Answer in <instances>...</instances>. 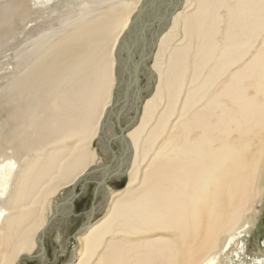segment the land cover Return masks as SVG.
I'll return each mask as SVG.
<instances>
[{"label": "bare ground", "instance_id": "bare-ground-1", "mask_svg": "<svg viewBox=\"0 0 264 264\" xmlns=\"http://www.w3.org/2000/svg\"><path fill=\"white\" fill-rule=\"evenodd\" d=\"M142 1L0 0V56L13 43L16 61L0 75V264H45L57 208L74 207L68 197L94 165L115 172L108 181L127 182L117 192L106 186L66 264H252L242 238L264 197V0H182L153 53V93L119 141L122 152L104 142L105 164L93 143L115 71L122 75L128 49H142L140 33L129 31ZM169 4L152 2L148 17ZM123 120L116 133L107 125L106 138Z\"/></svg>", "mask_w": 264, "mask_h": 264}, {"label": "rangeland", "instance_id": "rangeland-1", "mask_svg": "<svg viewBox=\"0 0 264 264\" xmlns=\"http://www.w3.org/2000/svg\"><path fill=\"white\" fill-rule=\"evenodd\" d=\"M23 40H24V38H20V43L22 42L21 44H24L25 40L24 41ZM12 45H13V43L10 44L8 50H6V51H4V53H2L3 57H2V55L0 56V57H2V58H0V75H9L13 70L12 66L15 65L16 61H15V58H12V57H14V48H15ZM116 54H115V59H116V63L118 64ZM137 54H140V50L137 52ZM124 57H125V55H124ZM125 59H126V57H125ZM122 63L124 65V62H122ZM123 65L121 64L122 71L124 68ZM118 66H120V64H118ZM118 66H117V68H118ZM115 75L116 76L118 75L117 71H115ZM122 75H124V73H122ZM154 75L155 74L151 73V71L150 72L149 71H146V72L142 71L140 74L142 88L146 92V93L143 92V94H142L143 100L147 99V97H150V95L153 93L152 87H154L156 84L155 83L156 77ZM152 76H154L155 78H153ZM151 81H152V83H151ZM1 84H2V80L0 81V85ZM149 90L152 91L150 93V95L147 94L149 92ZM123 96L124 95L117 96V101L118 100L120 101V107L121 108L123 107L124 102H125V100L123 99ZM131 103H132L131 100H128V99L126 100V104H127L126 106H128V108L125 109L124 114L122 115V118H124V120H123L124 123H128L129 121H131L133 119V113H132L133 110H132V104ZM116 108H117V106L114 108V111H116V113L114 115L112 114L109 117L112 125L115 124V126H110V130L114 131V133H116L115 131L118 132V128H117V123H116L115 118L112 119V117L116 116L119 109H121V108H119L117 110ZM134 109H136L135 106H134ZM140 112H141V109H140ZM104 145L106 147V144L104 143V141H99L98 138H96V140L93 143V148L96 150L98 156H100V158H101L100 162L107 164L110 162V158H111L112 154L111 153H103L104 150H106L105 147H102ZM122 146L123 145H121V142H119V141L112 142V152L114 151V152L118 153V155H119L122 152ZM102 150H103V152H102ZM122 157H124V156L122 155ZM128 157L130 158V156H128ZM130 162L131 161L129 159V161L127 162L128 167H130L129 166ZM97 166H102V165H94L90 168V170H92L93 168H95ZM97 174H99V175H97L96 177L91 178V179H94V181H98V177L100 176L101 172H99ZM122 177L126 178V176L123 175V176H119V177H114L110 181H107V185H106L107 188L109 189V187L111 186V188L114 192L115 191L117 192L119 190H123L125 187L122 188L118 184V182H120L119 180ZM85 181H86V179H85ZM85 181L80 183V185H77V186L82 187V185H83V183H85ZM91 181H93V180L88 181L87 186L85 187L84 193L80 196V198H77L76 202H74V207H72V209L68 208V209L64 210L63 209L64 207L62 208V206H63L62 204H60L58 206L57 210L60 209L61 212H63V215L58 216L59 221L56 224L52 223L54 225H53L51 231L46 235L45 246L47 248V259L45 260V264H66L67 261H69V259L71 257V253H73L74 250H76L74 247L75 246L74 240L69 239V238L72 237L80 229L82 224L85 222V220L87 218L85 216V213L89 212L93 205L95 207V205L97 204V206L100 207V208L97 207V209H101L102 205L104 206V203L106 202L105 201L106 196L104 194L105 191L103 192V188L102 189L100 188L101 190H99L98 198L92 204V201L94 200L93 189H94L95 185L91 184L90 183ZM107 188L105 190H107ZM71 189H72L71 186H68V187L63 189V191L61 192L64 195L63 198L67 197L68 191H70ZM63 198H62V200H63ZM69 198L70 197H68V200H69ZM100 203H102V204H100ZM99 212H101V211L99 210ZM256 215L258 218L256 217V219L253 222L254 223L253 228L255 230L252 228L253 230L251 229L249 232H247L248 234L247 233H246V235L244 234V236L242 238V241L244 242V244H243V246H244V255H243L244 263H246V261H247V262H251L253 264L254 262L259 261L257 258L264 259V219H263L264 218V216H263L264 215V197H263L261 203L257 206ZM66 216L69 218L68 219L63 218ZM97 216H98V218L101 219L103 215H101V217H99L100 215L97 214ZM97 216H96V218H97ZM60 223H61V225L59 226ZM241 246L242 245H240V247ZM35 253H36V250L34 251V255H36ZM232 254H233V252H232ZM229 256H230V254H229ZM240 262H242V261H240ZM22 264H41V259L35 258V257L34 258L30 257V259L24 260L22 262ZM224 264H226V260L224 261Z\"/></svg>", "mask_w": 264, "mask_h": 264}, {"label": "water", "instance_id": "water-1", "mask_svg": "<svg viewBox=\"0 0 264 264\" xmlns=\"http://www.w3.org/2000/svg\"><path fill=\"white\" fill-rule=\"evenodd\" d=\"M156 0H145L141 2V5L138 9V13L137 15H135L134 20L132 21V23L129 25V31H131L133 33L138 32L140 33V40H141V45H142V49L140 50V54H136L135 55L132 53L131 49H128V54H127V63L124 64V68L122 73H124V75H117L116 76V86H115V90H114V97H113V101H112V105L106 110L105 114H104V122L101 123V127H100V132L98 134V139H100V141L104 140V142L106 143H111L114 141H125L126 139V129L127 128H131L133 127L134 124H136L137 122V118L139 117L140 114V109L142 107V103H143V89H142V84H141V77L140 74L142 71H149L150 72V64L152 62L153 59V53L156 49V45L158 42V37L160 36V34L165 31L167 29V27L170 24V20L171 17L173 16L174 13H176L182 5V0H170V4L166 5L164 7H162L163 5H161V10L158 11V13H160V15L158 17H155V13L157 12L156 9H154L153 6H151L154 10V14L152 17L149 16L148 17V7L150 6L149 4H151L152 2H154ZM160 0H157V2H159ZM149 5V6H148ZM152 10V12H153ZM151 12V15H152ZM147 16V17H146ZM128 32V31H127ZM150 37H149V36ZM132 47V46H131ZM125 49H122V52H124ZM130 50V51H129ZM123 53H120V55H118V57L120 58L121 56L123 57ZM131 65V66H130ZM130 67L133 69V72L130 74L128 71L130 69ZM127 78V82H126V90L124 91V96L123 99L125 100L124 105L121 109H119L118 114L116 116H114L117 125L119 126V121L122 118V115L124 114L125 109L128 107L126 106V100L127 97L129 95L128 93V88L130 86V80L131 78H133V82L135 84V106L136 109H134L132 111L133 113V119L132 121L128 122L124 128H121L119 131V135L117 134L114 137H109L106 138V134H105V129L107 127V125H110V119L109 117L112 115L114 108L116 106H119V102L117 101L115 95L116 93L119 91L120 87L122 84H124L125 79ZM131 158V155H130ZM129 158V159H130ZM119 161V166L123 163V159H118ZM129 161V160H128ZM108 164H111L108 163ZM128 168V165L126 166V169ZM102 172L100 174V176L98 177L99 181H94V178L96 177L97 173ZM115 172H111L110 167H108L107 165L104 166H98L95 167L94 169H92L91 171H89L88 173H86L83 178H86V181L88 182L89 180H93L90 183L96 185L93 189V198L94 200L92 201V204L97 200L98 198V193L99 190H101L103 188V192L106 189V185H107V181L109 179L110 176H112ZM93 176V177H92ZM95 182H97L95 184ZM127 180L124 178L122 179L121 182H118V184L123 188L126 185ZM101 188V189H100ZM82 187L81 186H76L70 193V198L69 201H71V203H73L74 201L70 200L71 198H79L82 194ZM104 194H108V193H104ZM107 198V197H106ZM67 201V198L64 199ZM91 204V205H92ZM63 208V207H62ZM92 208L94 209V205L92 206ZM85 216L88 218L87 221L89 222L92 219V214H89V212L85 213ZM54 217L51 218V221L47 223L46 228H48L49 226H52ZM83 226V225H82ZM80 232V229L79 231ZM72 237H70L69 239H71ZM41 245L43 247L41 254H45L46 253V249L44 247L43 244V240L41 241ZM42 264V263H41Z\"/></svg>", "mask_w": 264, "mask_h": 264}]
</instances>
